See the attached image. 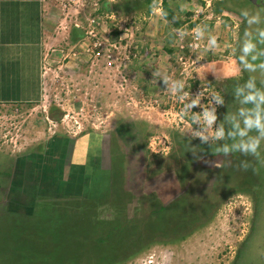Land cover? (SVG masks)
I'll return each mask as SVG.
<instances>
[{
    "label": "rangeland",
    "instance_id": "obj_1",
    "mask_svg": "<svg viewBox=\"0 0 264 264\" xmlns=\"http://www.w3.org/2000/svg\"><path fill=\"white\" fill-rule=\"evenodd\" d=\"M108 1L113 14L102 10L103 0L98 1V7L78 8L79 13L82 11L79 23L82 20L86 24L90 19L95 22L96 43L107 41L95 47L90 34L92 28L84 30L81 41L91 60L80 67L60 69V64L50 62L56 55L51 52L47 64V77L51 80L44 88L41 103L0 108V226L4 229L0 232V243L14 248L19 239L20 252L34 254L36 242L48 241L49 237L53 242L51 233L64 228L62 220L74 218L60 231L71 239L62 249L72 251L73 262L77 256L85 257L89 252L74 237L89 232L93 236L106 235L107 224L114 219L115 204L124 210V204L112 202L109 196L117 200L126 192L122 190L120 194V189L127 187L130 188L127 197L134 200H137L135 196H150L157 191L159 195L168 193V199L176 201L185 193L183 182H188L193 191L203 192L208 198L199 200V204L194 198L189 212L184 199L174 203L185 202L183 215L177 219L186 222L183 227L178 231L173 229L170 210L166 222L159 218L160 223L153 221L143 227L142 219L160 203L157 198L154 207L147 196V207L139 208L136 202L137 213L142 217L140 224H131L129 232L117 236V245H110L107 251L115 257L123 254L118 264H234L254 227V196L249 185L244 184L247 165L253 162H238L240 167L236 166L234 175L213 182L216 175L212 170L195 158H186L190 151L180 152L174 165L163 161L179 147L181 137L213 145L223 136L217 135L222 130L218 119L226 109L228 85H238L245 95L251 91L246 87V69L238 60L247 38L245 32L264 28V12L260 13V22L252 26L247 24L242 12L256 15L258 9L264 8V0H234V5L228 7L223 6L225 0H167L174 13L173 23L180 22V28L169 24L161 12L154 11V6L163 11V0H105ZM64 19L55 36L56 47L59 41L66 44L78 34L71 30L75 16ZM197 25L204 26L205 31L199 49L189 47L194 44L192 29ZM177 29H183L186 34L181 37ZM212 36L217 37L215 47L208 46ZM248 72L264 84V71ZM257 89L264 90L263 86ZM197 99L198 104L193 105ZM59 112L61 119L53 120L51 115ZM206 112L216 117L211 124L205 118ZM67 138L79 142L73 157L70 155L71 159L64 161L58 143L60 155L55 154L54 143L56 139L58 142ZM103 140L109 144L112 158L108 161V155L104 165L119 169L121 177L113 175L109 185L112 194L104 193L97 205H86L90 211L75 219L71 212H77L78 207L73 202L68 204V196H86L83 190L86 188L81 185V166L83 162L88 165L84 158L92 155L94 148H100ZM260 142L263 144V138ZM230 158L233 156L212 160L220 166ZM167 197H162V202ZM196 213L199 218L193 216ZM18 226L20 232L15 239L12 235ZM41 227L50 236L40 232ZM165 230L168 233L164 235ZM263 232L246 257L248 264L263 254ZM57 246L60 248L59 243ZM32 257L27 263L33 261ZM48 263L56 262L48 259ZM114 263L112 260L108 264Z\"/></svg>",
    "mask_w": 264,
    "mask_h": 264
},
{
    "label": "trees",
    "instance_id": "obj_2",
    "mask_svg": "<svg viewBox=\"0 0 264 264\" xmlns=\"http://www.w3.org/2000/svg\"><path fill=\"white\" fill-rule=\"evenodd\" d=\"M233 2L234 0H225L223 2V6L228 7V6L234 5ZM110 5H111L110 2H105V0H103L101 8L102 10H105L104 12L107 11L108 14H113V12H110ZM115 6L116 5H112V8L114 10L118 9V7L117 6L115 7ZM162 10H163L162 12L166 13V15H164L163 17H165L168 23L171 25H176L177 28H180V25H181L180 22L173 23L174 13L172 12V9L169 7V2L167 0H163ZM115 11H118V10H115ZM242 68L244 67L242 66ZM248 71L250 70L246 69L245 71V74H246L245 79L247 80V82L250 78H253V76L250 75ZM255 84H256V88L263 86V89H264V84L262 85L260 81H258L256 78H255ZM239 89H242V88H239L238 85L233 84V85H228L227 90L225 91V96H226V107L225 108L226 109L222 113V116L220 115L218 119V123L221 125L222 130H223V136L217 139L216 144L203 145L200 143L190 141L187 138L181 137L180 143L177 145L179 147L175 148L172 155L167 157L166 160L164 159L163 162H168V161L173 162V165H174L175 161H177V157L180 152L190 151L191 153L186 154V158L187 159L195 158L197 159L198 162L200 161L202 163V166L206 167L207 170H212L213 175L214 174L216 175L215 178L213 179L214 180L213 182L227 175H230V174L234 175L236 166L240 167L239 166L240 162H243L246 160H250L253 162L250 165H247L246 170H248V176L246 175V182L244 184L249 185V190L254 196L253 202H254L255 209H256V215L254 218V227L251 231L248 241L245 243L244 247L240 250L241 256H239L238 260L234 263V264H248L246 257H248V253L250 252V250L254 248L256 244L255 242L258 241V238L260 236H263L262 232L264 231V138H263V144L260 142L259 148L257 149V153L253 154L254 158H251V155H252L251 152H246L241 147V144L243 142H249L250 138L257 137L258 132L256 129H252L251 131L247 133V135L245 136L240 135L241 130L245 128L244 120L246 116L251 115V112L249 110L254 108V104L252 102H246L244 100V97L248 93L245 95L243 93L244 90L241 92L239 91ZM237 100H239L238 101L240 102L239 104L236 103ZM61 116H62V113L59 112L54 115L52 114L51 118L53 120H60ZM105 142L107 141L103 140V142L100 143V148H97V149L94 148V153L89 156L88 165L82 168L81 185H82V188L83 187L86 188V189H83L85 190V193H86V194L84 193V196L85 195L86 196L85 197L68 196V199H69L68 204L70 202H73L78 207L77 212L75 210L71 212V216L75 217V219L76 217L83 215L82 213H85L86 210H89V208L88 209L85 208L86 205H91V204L97 205L99 203H96V202H101V199L104 198V193H106L107 195L112 194V186H109V185L111 183L110 179L111 177L113 178V175H114V178L121 177V174H120L121 171H119V169L117 170L116 168H113L115 169L113 170L112 168H110V166L104 165V161H107L108 155L110 157L108 161H112L111 152H110L111 149L108 147L109 144L106 145ZM98 151L100 152V154H95V152H98ZM35 152L39 153V151H37L36 149H35ZM220 156H225V158L233 156V158H230L229 160L227 159L228 162L226 159H224V161H226L227 163H223L222 165L219 166V165H216L217 161L215 162L212 159L216 160ZM157 161L158 160H156L155 162ZM163 167L164 165L161 166L162 170H163ZM105 180L107 181L106 185H105L106 183ZM201 181H203V179H201L199 182ZM183 183H184L183 187L186 185V189L184 188L185 193H182L181 194L182 196L180 198L178 197L179 199L176 198L178 199L176 201L174 200L171 201L170 199H168L167 197L168 193H163L162 195H159L157 191L156 193H151L150 196L145 195V194L140 195L141 197L135 196L137 200H134V199H131L132 197L130 198L127 197L129 195V193L127 192H130L127 190L130 188H127V187H124V189L123 188L120 189V194L122 193V190H125L126 192L122 193L121 196H118L117 200H115V197L113 195L109 196L111 197L112 202L114 203L116 202L117 204L118 203L124 204V210H121V208L115 204L116 210L114 213L115 215L113 217L114 219L111 223L107 224V227H106L107 234L106 235L100 234V235L93 236V235H90V232H89V235L83 233V234H79V236L77 235L74 237L75 239H78L82 244H84L83 246L85 248V251L87 247L89 248L88 255L85 257L77 256L76 257L77 260L71 262L72 260L71 257L74 256L72 251L63 252L62 246L65 245V243L68 245V242H71V239L64 235H61L60 231L63 232V229L68 225L69 221L74 219L73 218L69 220V219L64 218L62 220V222L65 225L64 228L57 229L54 231V233H51L52 236L54 235V241L53 242L49 241V239L52 240L51 237L46 239L50 243L48 241H42L40 239L39 242L35 243L36 248L33 250L34 254H32L31 252L21 253L20 250L18 249L19 239L15 237L20 232L19 226H18V231L12 235L15 237V239H17L14 245V248H12L11 245H8V244L4 245L3 241L0 243V264H49L48 259L54 260L56 262L55 264H75V263L76 264H86L87 261L95 262L96 264L100 262L103 264H108L109 261H112V260H113V263L115 262L114 264H118L119 258H121L123 254L115 257L112 254H110L107 251V249H109L110 245L111 246L117 245L118 242L115 240V238H117V236H119L120 234L125 233L126 230H128L127 231L128 233L131 224L133 223L138 224V225L140 224V221H141L140 219L142 217H140L141 213L140 214L137 213L138 205H139V208L144 207V205L147 207V204H145L147 201V196L153 202L154 207H155L154 205L155 200L157 198L160 199V203L156 207L155 210L151 209L147 212L146 218L142 219L143 223L141 225L144 224L143 227H145L148 224H151L153 221H155L156 224L160 223L159 218H162V220L163 221L165 220L164 222H166L167 212L170 210L171 211L170 214H172L173 223H174L173 229L176 231H178V228L183 227L184 224L186 223V222L181 223L179 220H177L178 218H181L183 215V207H184L185 202L183 204H174V203L179 202L180 199L181 200L184 199V201H186V205H187L188 212H189L193 206L190 203L194 198L198 204L201 203V201L199 200H203V199L207 200L208 197H206V195H204L203 192L193 191L190 188V185L188 182L187 183L183 182ZM213 191L214 192L217 191L216 187L215 189H213ZM214 192L212 191L210 192L211 197L213 195L212 193ZM162 197H167L165 202H162L161 200ZM106 200H109V198L107 197ZM136 202L138 203V205ZM210 204L209 203L207 204L208 207H210ZM130 206L132 207V212L130 210ZM34 211H31V212H34ZM73 212L74 214L72 215ZM193 216H195V218L196 217L199 218L198 213L194 214ZM33 217H35V214L33 215ZM1 228L2 226H0V232L4 231V229L3 228L1 229ZM41 229L42 230H40V232H42L45 235H49L45 232L44 227H41ZM166 230H168V228ZM113 232H117V233H113ZM167 233L168 231H166V233L164 232V235ZM171 234L175 235L177 233H171ZM41 238H43V240L45 239L42 236V234H41ZM58 243L60 245V248L57 246ZM55 245L56 247H54ZM49 247L50 249H47ZM10 249H13V250H10ZM90 251H93V252L90 253ZM21 257L24 263L19 261ZM30 257H32L31 259L33 261L30 263H27V259ZM43 257H45L44 260L42 259ZM257 258L259 259L253 260L254 262L249 263V264H264V251H263V254L259 255ZM16 260H18L19 262H16Z\"/></svg>",
    "mask_w": 264,
    "mask_h": 264
},
{
    "label": "crops",
    "instance_id": "obj_3",
    "mask_svg": "<svg viewBox=\"0 0 264 264\" xmlns=\"http://www.w3.org/2000/svg\"><path fill=\"white\" fill-rule=\"evenodd\" d=\"M58 3L56 0H0V108H23L41 103L44 88L51 80L47 77L51 52L56 55L50 62L60 64V69L80 67L91 60L82 42L89 22L82 24L81 20L79 23V16L75 17V24L71 27V30L78 31L77 39H69L66 44L59 41L57 47H60H56L55 36L66 21L63 15L66 11ZM90 136L92 140L93 135ZM61 140L57 142L56 139L54 147L58 143L61 159L67 161L79 140ZM58 150L55 149L56 155H60ZM86 151L88 154L89 150ZM86 165L83 162L81 167Z\"/></svg>",
    "mask_w": 264,
    "mask_h": 264
},
{
    "label": "clouds",
    "instance_id": "obj_4",
    "mask_svg": "<svg viewBox=\"0 0 264 264\" xmlns=\"http://www.w3.org/2000/svg\"><path fill=\"white\" fill-rule=\"evenodd\" d=\"M154 11L161 12L164 16L166 13L162 12L158 7L154 6ZM264 12V8L258 9L256 15L249 16L247 11H243L242 15L247 18V24L252 26L260 22V13ZM177 33L183 37L186 33L183 29H177ZM196 39H201L205 35L204 26L197 25L196 28L192 29ZM241 52L242 55L238 57L244 68L255 72L257 69L264 71V47H258V45H264V28H258L255 31L247 30ZM208 46H217V37L212 36L208 41ZM259 61L258 63H255ZM247 89L251 90L244 97L246 102H252L254 108L249 110L251 115L246 116L244 120L245 128L241 130L240 135L245 136L252 129H256L258 136L250 138L249 142H243L241 147L246 152L253 154L257 153V149L260 145V140L264 138V90L257 89L255 84V78H250L246 84ZM243 91V89H239ZM221 102V101H218ZM193 105L198 104V99L193 100ZM205 118L208 124H211L216 117L210 113H205ZM217 135H223V131L217 133Z\"/></svg>",
    "mask_w": 264,
    "mask_h": 264
},
{
    "label": "built area",
    "instance_id": "obj_5",
    "mask_svg": "<svg viewBox=\"0 0 264 264\" xmlns=\"http://www.w3.org/2000/svg\"><path fill=\"white\" fill-rule=\"evenodd\" d=\"M58 1H60L62 3L63 10L66 11L65 13H63V15L65 17H68L69 15L78 17L82 14V11H81V13L78 12V8H80V7L86 8V7H93V6L98 7V1L99 0H58ZM90 20H89V27L92 28L90 30V34L92 36L91 39L92 40L94 39L95 47H101L104 44H106L107 41L100 40L99 42L96 43V41H95V38H96L95 24H94L95 22L93 20L92 21H90ZM192 40H193L194 44H189V47L194 46L196 49H199L201 46V40L196 39V38L192 39Z\"/></svg>",
    "mask_w": 264,
    "mask_h": 264
}]
</instances>
